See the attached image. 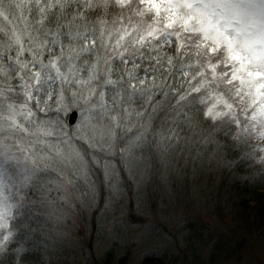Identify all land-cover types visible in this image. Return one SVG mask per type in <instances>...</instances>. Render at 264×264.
<instances>
[{"label":"snow or ice","instance_id":"snow-or-ice-1","mask_svg":"<svg viewBox=\"0 0 264 264\" xmlns=\"http://www.w3.org/2000/svg\"><path fill=\"white\" fill-rule=\"evenodd\" d=\"M193 137L264 167V0H0V254L12 264L51 246L76 178L96 169L115 190L145 150L166 163ZM25 209L27 239L13 223Z\"/></svg>","mask_w":264,"mask_h":264},{"label":"rangeland","instance_id":"rangeland-1","mask_svg":"<svg viewBox=\"0 0 264 264\" xmlns=\"http://www.w3.org/2000/svg\"><path fill=\"white\" fill-rule=\"evenodd\" d=\"M183 145L166 163L145 150L130 171L119 172L115 190L96 169L76 178L65 222L52 223L55 240L37 249L52 264H142L151 255L174 264H264V230L245 231L233 219ZM89 181L97 185L94 200ZM28 217L22 228L26 221L35 226ZM141 237L149 243L138 247Z\"/></svg>","mask_w":264,"mask_h":264},{"label":"trees","instance_id":"trees-1","mask_svg":"<svg viewBox=\"0 0 264 264\" xmlns=\"http://www.w3.org/2000/svg\"><path fill=\"white\" fill-rule=\"evenodd\" d=\"M195 139L198 137H193L186 145L181 142L186 146L192 164L197 169L202 168L201 172L209 178L210 187L217 191V195L225 198L233 219L243 224L245 227L242 225V228L245 231H251L253 225H256L257 230H264V167L244 160L242 155H237V149L229 148L224 144L222 137V148L219 153L214 151V145L205 146L195 143L193 142ZM178 148L176 152L179 151ZM220 157H226L234 162L230 167L223 166L219 163ZM24 212V215L18 213L13 223L19 226L18 235L27 239L26 230L22 228L27 209ZM27 246L29 250L25 256L29 264H52L50 259H47L48 252L45 253L30 244ZM219 251L220 245H216L211 257H215ZM14 256L15 253L11 250L0 254V264H12ZM142 264H174V262L166 260V257L164 259L151 255L145 258Z\"/></svg>","mask_w":264,"mask_h":264},{"label":"water","instance_id":"water-1","mask_svg":"<svg viewBox=\"0 0 264 264\" xmlns=\"http://www.w3.org/2000/svg\"><path fill=\"white\" fill-rule=\"evenodd\" d=\"M78 118H79V116H77V121H78ZM77 121H76V122H77ZM72 126H75V125H72Z\"/></svg>","mask_w":264,"mask_h":264}]
</instances>
